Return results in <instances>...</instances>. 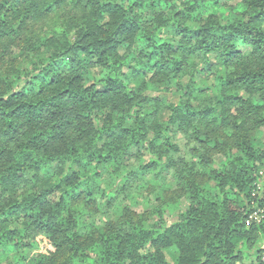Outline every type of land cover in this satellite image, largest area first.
Here are the masks:
<instances>
[{
  "label": "trees",
  "instance_id": "trees-1",
  "mask_svg": "<svg viewBox=\"0 0 264 264\" xmlns=\"http://www.w3.org/2000/svg\"><path fill=\"white\" fill-rule=\"evenodd\" d=\"M263 168L264 0H0V264L260 263Z\"/></svg>",
  "mask_w": 264,
  "mask_h": 264
},
{
  "label": "rangeland",
  "instance_id": "rangeland-1",
  "mask_svg": "<svg viewBox=\"0 0 264 264\" xmlns=\"http://www.w3.org/2000/svg\"><path fill=\"white\" fill-rule=\"evenodd\" d=\"M161 94H164V92H162ZM262 179L264 180V168H263V172H262ZM262 188V185H259V189ZM138 198L142 199L141 196H138ZM139 209H142V207H140ZM49 249H50V245L44 240V238H41L40 240H38V244L37 247L32 251V253H40V254H44L47 255L49 253Z\"/></svg>",
  "mask_w": 264,
  "mask_h": 264
},
{
  "label": "built area",
  "instance_id": "built-area-1",
  "mask_svg": "<svg viewBox=\"0 0 264 264\" xmlns=\"http://www.w3.org/2000/svg\"><path fill=\"white\" fill-rule=\"evenodd\" d=\"M263 217V210L260 208H257L256 211H254L251 215L249 220L247 221L248 223H251V221H260ZM256 264H264V254L261 257V262L256 263Z\"/></svg>",
  "mask_w": 264,
  "mask_h": 264
}]
</instances>
